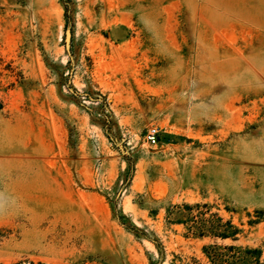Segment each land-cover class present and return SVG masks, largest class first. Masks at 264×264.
Listing matches in <instances>:
<instances>
[{"label":"rangeland","instance_id":"obj_1","mask_svg":"<svg viewBox=\"0 0 264 264\" xmlns=\"http://www.w3.org/2000/svg\"><path fill=\"white\" fill-rule=\"evenodd\" d=\"M207 246L264 264V0H0V264Z\"/></svg>","mask_w":264,"mask_h":264},{"label":"trees","instance_id":"obj_2","mask_svg":"<svg viewBox=\"0 0 264 264\" xmlns=\"http://www.w3.org/2000/svg\"><path fill=\"white\" fill-rule=\"evenodd\" d=\"M228 234L229 233L226 232L218 233L216 231H213L211 233V236L222 240L234 238V234ZM202 252L206 258L207 264H259L260 251L256 249L240 250L239 248L234 246H227L222 248L216 246H207L202 249Z\"/></svg>","mask_w":264,"mask_h":264},{"label":"built area","instance_id":"obj_3","mask_svg":"<svg viewBox=\"0 0 264 264\" xmlns=\"http://www.w3.org/2000/svg\"><path fill=\"white\" fill-rule=\"evenodd\" d=\"M147 142L150 146H155L158 143V132L152 128L147 133Z\"/></svg>","mask_w":264,"mask_h":264},{"label":"water","instance_id":"obj_4","mask_svg":"<svg viewBox=\"0 0 264 264\" xmlns=\"http://www.w3.org/2000/svg\"><path fill=\"white\" fill-rule=\"evenodd\" d=\"M69 39H70V33H69V31H66V32H65V44H66V49H68Z\"/></svg>","mask_w":264,"mask_h":264}]
</instances>
